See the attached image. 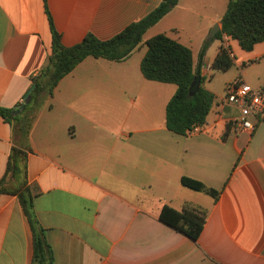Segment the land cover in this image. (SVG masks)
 Segmentation results:
<instances>
[{
	"label": "crops",
	"instance_id": "crops-1",
	"mask_svg": "<svg viewBox=\"0 0 264 264\" xmlns=\"http://www.w3.org/2000/svg\"><path fill=\"white\" fill-rule=\"evenodd\" d=\"M229 1L179 0L127 60L86 58L39 105L26 145L0 116V180L18 147L54 264H264V121L251 135L232 126L222 139L239 115L223 101L238 76L225 71L220 88L213 66L222 46L233 51L236 66L250 55L238 56L229 37L211 42L201 75L216 99L193 135L167 127L166 106L177 86L147 80L141 71L145 42L160 33L189 47L197 65ZM161 2L47 0L66 46L88 33L110 39ZM52 45L43 0H0V106L24 102ZM249 52L264 62V42ZM183 177L219 190V198L184 186ZM166 205L207 211L197 241L161 222ZM33 239L18 196L1 194L0 264H33Z\"/></svg>",
	"mask_w": 264,
	"mask_h": 264
},
{
	"label": "trees",
	"instance_id": "trees-1",
	"mask_svg": "<svg viewBox=\"0 0 264 264\" xmlns=\"http://www.w3.org/2000/svg\"><path fill=\"white\" fill-rule=\"evenodd\" d=\"M53 36L52 53L41 74L33 79L28 96L29 103L24 102L16 108L0 106V116L13 127L15 137H19L23 145L28 143L37 109L45 98L53 97L59 82L75 70L86 58H103L122 62L141 46L146 32L163 19L179 2V0H162L161 4L142 19L131 23L121 32L107 40L97 38L88 33L80 42L72 46L63 44L61 34L56 30L50 14L47 0H43ZM222 27L213 39L205 41L195 65L192 50L173 39L166 33L157 34L145 44L147 53L141 62V71L150 81L174 84L177 90L166 106L167 127L185 135L195 127H203L213 107L216 96L203 86L201 62L215 39L223 40L224 36L237 40L245 51L264 42V0H230L222 18ZM234 58L229 48L222 46L215 61L214 68L228 71L234 65ZM240 79V78H238ZM195 80L198 84L190 93ZM264 89V85L262 86ZM227 132L222 136L225 140L228 131L234 126L228 124ZM182 184L190 189L204 192L218 199L220 191L209 187L202 181L183 177ZM16 195L29 219L33 230L34 254L33 264H54L55 256L46 236V229L40 224L35 210L34 200L37 196L29 184L27 176L26 154L18 147H13L9 157L6 173L0 180V195ZM207 211L196 208L177 210L164 206L160 220L164 224L183 233L193 241H197L206 223Z\"/></svg>",
	"mask_w": 264,
	"mask_h": 264
},
{
	"label": "built area",
	"instance_id": "built-area-1",
	"mask_svg": "<svg viewBox=\"0 0 264 264\" xmlns=\"http://www.w3.org/2000/svg\"><path fill=\"white\" fill-rule=\"evenodd\" d=\"M224 37L228 38V36ZM229 53L234 58L233 51L230 48ZM210 69L211 66L205 64L202 67V72L206 74ZM224 93V103L239 110L238 117L232 121L234 128L239 134L251 135L257 122L264 121V89L253 87L240 78L228 83ZM201 129V126L195 127L187 131V135H193Z\"/></svg>",
	"mask_w": 264,
	"mask_h": 264
},
{
	"label": "rangeland",
	"instance_id": "rangeland-1",
	"mask_svg": "<svg viewBox=\"0 0 264 264\" xmlns=\"http://www.w3.org/2000/svg\"><path fill=\"white\" fill-rule=\"evenodd\" d=\"M231 44L233 46V50L238 54V56H242V58H245L246 56L250 55L249 57H247L248 59H244V63L240 64L238 66H236V64L234 63V65L232 66L231 69H229L228 74L226 77H230V76H238V78H243V81L251 84V85H257L259 82L264 81V62H260V61H256L255 59H251L252 58V54L249 51H245L241 48V46L239 45L237 40H233L231 39ZM263 45V44H262ZM261 47V46H258ZM246 64V65H244ZM221 70H216V74L220 75L218 76V78L216 79V84H218V86L220 88H222L224 80L222 78V76L226 75L224 74L225 71L220 72ZM220 73V74H219ZM29 94H27L26 97H28ZM264 124V122L260 123V126H262Z\"/></svg>",
	"mask_w": 264,
	"mask_h": 264
},
{
	"label": "water",
	"instance_id": "water-1",
	"mask_svg": "<svg viewBox=\"0 0 264 264\" xmlns=\"http://www.w3.org/2000/svg\"><path fill=\"white\" fill-rule=\"evenodd\" d=\"M219 30H220L219 25H216V26L213 28L212 32H211L210 39H213V38L216 36V34H217V32H218ZM197 84H198V80H195L194 83H193V85H192V88H191V90H190V93H191V94L193 93V88H194L195 85H197ZM30 100H31V96H28V98L26 99V103H25V104L29 103Z\"/></svg>",
	"mask_w": 264,
	"mask_h": 264
}]
</instances>
